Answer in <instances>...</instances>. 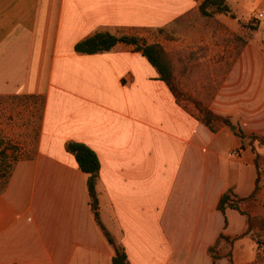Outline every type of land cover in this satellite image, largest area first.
Listing matches in <instances>:
<instances>
[{"label":"crops","instance_id":"0c3cea01","mask_svg":"<svg viewBox=\"0 0 264 264\" xmlns=\"http://www.w3.org/2000/svg\"><path fill=\"white\" fill-rule=\"evenodd\" d=\"M201 1L0 0V99L40 104L34 150L15 158L0 193V264H111L114 249L94 220L69 142L98 159L100 222L129 264H213L208 249L220 235L231 241L233 264L254 263L246 216L216 206L227 190L252 194L255 155L243 148L227 158L237 144L232 132L201 124L132 45L74 51L98 32L147 44L158 30L183 38L182 26L202 27ZM193 35L184 42L201 39ZM209 110L264 136V51L242 50ZM259 154L258 190L238 203L251 217L264 214Z\"/></svg>","mask_w":264,"mask_h":264},{"label":"rangeland","instance_id":"374dc122","mask_svg":"<svg viewBox=\"0 0 264 264\" xmlns=\"http://www.w3.org/2000/svg\"><path fill=\"white\" fill-rule=\"evenodd\" d=\"M225 2L232 6L230 11L233 18L228 14H215L212 17L200 15L202 27L196 32L190 26H182L183 38L171 36L164 30L150 32L147 36V41L159 44L163 48L167 61L173 67V82L178 101L196 115L198 111L193 102H199L209 109L214 95L245 47L264 51V17L260 20L256 18V14L264 10V0ZM192 18L190 16L189 20L193 22ZM193 33L196 35L198 33L197 36L201 39L185 43L184 37L194 36ZM171 41H178V47L174 50L169 48ZM39 116L40 104L36 105V102L22 98L0 99V149L5 150L7 159L26 157L33 152ZM221 117L229 122L221 128L232 132L237 141V144L227 152V158L238 157L240 149L247 148L255 155L254 162L256 161L259 168L262 162L259 153L264 150V143L250 137L264 139V136L245 134L238 121L228 116ZM231 126H234V130L230 129ZM239 132L245 138H240ZM257 217L262 218V221L252 223L251 234L248 237L253 242L255 255L253 264H264V254L261 252V247H264V214ZM226 238L218 239L212 245L210 256L228 259L231 241L229 237Z\"/></svg>","mask_w":264,"mask_h":264},{"label":"trees","instance_id":"16d2710c","mask_svg":"<svg viewBox=\"0 0 264 264\" xmlns=\"http://www.w3.org/2000/svg\"><path fill=\"white\" fill-rule=\"evenodd\" d=\"M199 14L203 17H212L215 14H228L233 18V14L230 11V8L226 4L225 0H202L198 6ZM123 43L127 45H132L135 51L141 53V55L148 61V63L154 68L158 75V79L163 81L170 92L173 94L176 101H178V95L174 86V73L173 67L169 61L166 59V53L163 48L156 43L147 44L144 40L134 37V36H125V35H112L107 32H98L92 36L84 39L83 41L78 42L74 46V51L78 54H96L109 51L116 44ZM179 102V101H178ZM195 108L198 111L196 115L197 120L208 128L211 132H217L221 126L228 125L229 122L227 119L222 118L221 116L213 114L207 106H202L199 102L194 101ZM238 136L240 138H245V136L239 132ZM251 139H257L259 143H264L263 138L259 137H250ZM66 151L73 155L78 169L84 173L86 178V189L89 197V206L92 211L93 217L97 225L102 230L103 235L105 236L107 242L114 249V256L111 259V264H129L125 251L123 247L119 244H116L108 231L100 222L99 211H98V197L95 189L96 180L98 176L99 163L96 155L88 147L83 144L69 142L66 144ZM6 152L4 149H0V193L3 192L12 164L15 161V158L7 159ZM256 167V178L254 183V190L252 194L246 198L240 199L232 193L231 190H227L223 193L218 200L217 209L224 213L226 208L234 209L240 214L246 216V223L248 226L247 234H251L252 223L255 221H262L260 217H251L246 212L242 211L239 208L238 203L250 200L254 197L255 193L258 190L259 184V172L256 161L254 162ZM218 239H227L225 236L220 235ZM213 246L208 249L209 254L212 252ZM213 264H217L218 256L212 255ZM228 264H233L231 256H228Z\"/></svg>","mask_w":264,"mask_h":264},{"label":"built area","instance_id":"2783aa9c","mask_svg":"<svg viewBox=\"0 0 264 264\" xmlns=\"http://www.w3.org/2000/svg\"><path fill=\"white\" fill-rule=\"evenodd\" d=\"M263 17H264V10H262L256 14V18L259 20L262 19ZM262 251L264 253V249Z\"/></svg>","mask_w":264,"mask_h":264},{"label":"water","instance_id":"95a60500","mask_svg":"<svg viewBox=\"0 0 264 264\" xmlns=\"http://www.w3.org/2000/svg\"><path fill=\"white\" fill-rule=\"evenodd\" d=\"M230 129H231V130H234V126H231Z\"/></svg>","mask_w":264,"mask_h":264}]
</instances>
